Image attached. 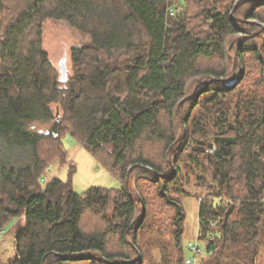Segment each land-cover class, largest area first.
I'll list each match as a JSON object with an SVG mask.
<instances>
[{"label": "trees", "instance_id": "trees-1", "mask_svg": "<svg viewBox=\"0 0 264 264\" xmlns=\"http://www.w3.org/2000/svg\"><path fill=\"white\" fill-rule=\"evenodd\" d=\"M46 20L80 34L64 81ZM66 134L119 186L75 192ZM184 196L198 264H264V0H0L7 264H185Z\"/></svg>", "mask_w": 264, "mask_h": 264}, {"label": "rangeland", "instance_id": "rangeland-1", "mask_svg": "<svg viewBox=\"0 0 264 264\" xmlns=\"http://www.w3.org/2000/svg\"><path fill=\"white\" fill-rule=\"evenodd\" d=\"M232 13V12H231ZM80 34L64 23L46 20L43 27V46L48 51L52 61L57 65L62 58L65 57L64 65L66 67L67 55L69 47L78 43ZM235 57V55H234ZM236 58V57H235ZM70 70V62H68ZM42 129H46L49 125H41ZM184 129V128H183ZM179 128L178 140L184 135V130ZM62 143L70 155V160L75 167V172L72 174V187L75 192L81 193L91 186L103 187H118L119 180L102 167L98 160L92 156L86 149L78 145L70 134L62 137ZM137 151H141L145 156L152 157L159 155L161 149L153 142L140 141L138 142ZM152 154V155H151ZM175 153L171 154L170 150L167 153V160L171 164ZM153 158V157H152ZM162 158V157H161ZM154 159V158H153ZM164 159V158H163ZM73 169V168H72ZM70 169H59L55 173L61 179H67ZM137 173V171H136ZM55 175V176H56ZM46 182V181H45ZM42 183V185L45 184ZM126 182L127 179H126ZM192 191V189H190ZM183 207L185 211L184 218V233L182 236V244L187 245L188 241H196L202 247L201 241L197 239V202L193 197H185L183 199ZM15 219L9 222L2 229L4 233H0V264H7L9 259L15 253V229L12 228ZM141 239V238H140ZM186 255L189 252L186 250ZM161 250L159 246L151 248V255L154 262L161 260ZM144 263H147L145 260Z\"/></svg>", "mask_w": 264, "mask_h": 264}, {"label": "built area", "instance_id": "built-area-1", "mask_svg": "<svg viewBox=\"0 0 264 264\" xmlns=\"http://www.w3.org/2000/svg\"><path fill=\"white\" fill-rule=\"evenodd\" d=\"M1 232L4 233V230L2 229ZM187 249L191 256L186 258L185 264H198V257L204 252L203 248L196 241H188Z\"/></svg>", "mask_w": 264, "mask_h": 264}, {"label": "water", "instance_id": "water-1", "mask_svg": "<svg viewBox=\"0 0 264 264\" xmlns=\"http://www.w3.org/2000/svg\"><path fill=\"white\" fill-rule=\"evenodd\" d=\"M65 57L60 61L59 63V69H60V79L61 81H64L66 79V67L64 65Z\"/></svg>", "mask_w": 264, "mask_h": 264}]
</instances>
